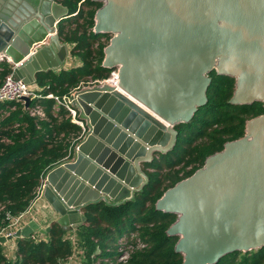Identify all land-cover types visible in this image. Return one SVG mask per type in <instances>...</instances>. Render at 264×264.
<instances>
[{"label":"water","instance_id":"1","mask_svg":"<svg viewBox=\"0 0 264 264\" xmlns=\"http://www.w3.org/2000/svg\"><path fill=\"white\" fill-rule=\"evenodd\" d=\"M94 32L109 33L103 66L118 84H95L71 95L87 134L74 156L46 175L43 199L65 231L86 223L85 208L132 200L149 182L144 163L178 139L175 126L208 102L209 73L236 78L232 104L264 101V0H95ZM69 9L57 0H0V61L35 84L70 56L62 41ZM25 108L32 102L22 96ZM156 209L177 214L167 230L179 236L182 264H215L235 251L264 246V114L246 134L225 143L191 176L170 187ZM36 220L6 243L34 232Z\"/></svg>","mask_w":264,"mask_h":264},{"label":"trees","instance_id":"2","mask_svg":"<svg viewBox=\"0 0 264 264\" xmlns=\"http://www.w3.org/2000/svg\"><path fill=\"white\" fill-rule=\"evenodd\" d=\"M57 1L71 15L61 21L60 37L79 62L38 75L35 86L40 97L30 107H42L45 117L32 116L22 101H0V235L9 230L12 218L26 213L48 172L73 158L83 133L69 109L48 95H70L79 87L110 77L113 70L103 66L111 36L94 32L95 15L103 2ZM12 72L8 60L0 62V86ZM210 75L208 102L191 121L175 126L179 134L173 149L155 153L151 162L144 163L149 182L132 200L119 205L90 204L85 208L86 223L77 230L65 231L52 220L46 233L14 238L12 252L7 242H0V264H71L78 255L77 264H182L183 255L175 251L179 236L167 233L177 214L157 210V200L202 167L209 155L221 151L227 141L244 136L249 119L264 114V101L230 103L235 77L215 69ZM134 232H139L143 247L137 246ZM131 235L135 236L133 248L119 262L120 238L131 242ZM215 264H264V246L232 252Z\"/></svg>","mask_w":264,"mask_h":264},{"label":"built area","instance_id":"3","mask_svg":"<svg viewBox=\"0 0 264 264\" xmlns=\"http://www.w3.org/2000/svg\"><path fill=\"white\" fill-rule=\"evenodd\" d=\"M118 78L119 77H118V68H117L116 70H114L112 72L110 77L103 79V80L94 81V82H92V84L85 85L83 87H79L75 91H73L70 95H66L64 97H60V96H57L54 94L48 95L49 97H53L54 99H56L58 104L67 107L72 114L73 121H75L76 123L80 124L83 127V133L78 138L79 143L85 138V136L87 134V130L85 128V121L82 118L81 111L72 104L71 95L74 94L75 92H77L78 90H81L82 88L91 87L95 84L110 83V84L117 85L118 84ZM22 96H30L32 99H34V98L40 97V94L36 90V88L32 87V84L30 85V84H26L25 82H23L21 80H19V81L15 80L13 78L12 74L9 75L4 80L2 85L0 86V101H8V100L22 101L21 100ZM22 102L24 103V101H22ZM27 109H29V113L32 116L45 117V111L43 110L42 107H40L38 105L35 107H29ZM79 143H77V145ZM76 146H75V148H76ZM45 183H46V177L43 180L42 186L39 187L38 193L43 192ZM25 215H26V213H23L19 217L12 218V223L9 225V230H7L4 234H1V235H9V234L14 233L17 229H19L21 227L20 224L22 223ZM125 256L127 258L128 254H125ZM126 258H124V259H126Z\"/></svg>","mask_w":264,"mask_h":264},{"label":"rangeland","instance_id":"4","mask_svg":"<svg viewBox=\"0 0 264 264\" xmlns=\"http://www.w3.org/2000/svg\"><path fill=\"white\" fill-rule=\"evenodd\" d=\"M110 36H111V34H110ZM78 59L77 58H74V57H72L71 56V58H69V60H67V63L65 62V65L67 66V67H70V66H72V65H76V64H78ZM117 68L116 67H114L113 68V70H112V72L114 71V70H116ZM112 72H111V74H112ZM111 74H110V76H111ZM200 141V140H199ZM42 200H44L43 199V192H41V193H38L37 192V195H36V198L34 199V201L32 202V207H31V209H29V213L28 214H26L25 216H24V219H23V221H22V223L20 224V226L22 225V224H24V222H26V220H27V215H31V214H33L34 213V211H36V210H38V209H40L41 208V203L43 202ZM42 201V202H41ZM148 205H149V203H148ZM49 213H46V216L48 215ZM57 217V216H56ZM55 219V218H54ZM22 227V226H21ZM135 233V236H137L138 237V240L136 241V243H137V246L138 247H143V244H145V242L142 240V238L139 236V232H134ZM135 236H130L131 238V242H129L128 240H126L125 239V241H123L124 240V238L125 237H122V238H120V244L122 245L121 246V249H119L120 250V255H119V262L120 261H123V259L124 258H126V256H125V254H127L126 252H131V250H132V245H133V243H132V240L135 238ZM7 247H8V249H9V251L11 250L10 249V246H9V244L7 245ZM76 259H77V261L79 262L80 260H79V255L77 256V257H75ZM240 259V258H239ZM76 260H72L71 261V264H77L78 262H77ZM237 261H238V259H237Z\"/></svg>","mask_w":264,"mask_h":264},{"label":"crops","instance_id":"5","mask_svg":"<svg viewBox=\"0 0 264 264\" xmlns=\"http://www.w3.org/2000/svg\"><path fill=\"white\" fill-rule=\"evenodd\" d=\"M69 48L71 49V46L70 45H69ZM69 58H71V53H70V56L68 57L67 60H69ZM66 63H67V61H66ZM72 66H74V65H72ZM63 67L69 68L65 64H64ZM32 87L33 88H36L35 84H32ZM42 201H41L42 202L41 203L42 204L41 205V208L38 209V210H36V211H34V213L31 214V215H27L26 222H24V224H22L21 226L26 225L31 220H36L40 225H42L44 228H46V227H48V226L51 225L50 223L52 222V220H56L57 221V218H58L57 214L53 211V209L49 206V204L45 200H42ZM32 205L33 204H31V206L29 207V209H31ZM29 209L26 211V214L29 213ZM46 213H49V214L46 216ZM75 230H77V229H75ZM7 243L10 246V249H11L10 251L11 252L16 249V242H15L14 239L13 240H10V241H7Z\"/></svg>","mask_w":264,"mask_h":264},{"label":"flooded vegetation","instance_id":"6","mask_svg":"<svg viewBox=\"0 0 264 264\" xmlns=\"http://www.w3.org/2000/svg\"><path fill=\"white\" fill-rule=\"evenodd\" d=\"M33 1V0H32ZM209 76L211 77V75H210V73H209ZM212 78V77H211ZM212 82V81H211ZM211 84V83H210ZM210 86V85H209ZM209 88V87H208ZM208 90V89H207ZM207 97H208V91H207ZM202 107V106H201ZM200 108V107H199ZM259 116V115H258ZM256 117V116H255ZM254 118V117H253ZM252 119V118H251ZM250 120V119H249ZM248 120V121H249ZM246 129H247V127H246ZM245 134H246V131H245ZM243 137V136H242ZM238 139V138H237ZM235 140V139H234ZM230 141H232V140H230ZM228 142V141H227ZM224 146H225V144H224ZM224 149V148H223ZM222 149V150H223ZM216 153V152H215ZM214 154V153H213ZM212 155V154H211ZM210 156V155H209ZM207 159V158H206ZM206 161V160H205ZM205 164V163H204ZM199 169V168H198ZM259 249V248H258ZM253 250H256V249H253ZM249 251H251V250H249ZM243 252H245V251H243ZM247 252V251H246Z\"/></svg>","mask_w":264,"mask_h":264}]
</instances>
